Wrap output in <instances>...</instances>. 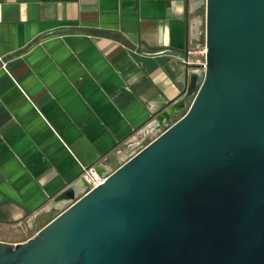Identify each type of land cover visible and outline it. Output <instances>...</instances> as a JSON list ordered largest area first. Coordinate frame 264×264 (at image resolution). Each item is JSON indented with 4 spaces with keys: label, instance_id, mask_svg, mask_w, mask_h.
I'll list each match as a JSON object with an SVG mask.
<instances>
[{
    "label": "crops",
    "instance_id": "0c3cea01",
    "mask_svg": "<svg viewBox=\"0 0 264 264\" xmlns=\"http://www.w3.org/2000/svg\"><path fill=\"white\" fill-rule=\"evenodd\" d=\"M195 16L188 0H0V242L34 237L87 193L84 168L112 173L159 132L191 83Z\"/></svg>",
    "mask_w": 264,
    "mask_h": 264
},
{
    "label": "water",
    "instance_id": "95a60500",
    "mask_svg": "<svg viewBox=\"0 0 264 264\" xmlns=\"http://www.w3.org/2000/svg\"><path fill=\"white\" fill-rule=\"evenodd\" d=\"M188 4L206 9L202 84L192 74L151 124L165 132L103 184L0 242V264H264V0Z\"/></svg>",
    "mask_w": 264,
    "mask_h": 264
},
{
    "label": "built area",
    "instance_id": "2783aa9c",
    "mask_svg": "<svg viewBox=\"0 0 264 264\" xmlns=\"http://www.w3.org/2000/svg\"><path fill=\"white\" fill-rule=\"evenodd\" d=\"M207 54H208V48L206 44V30L203 32V40L202 42L197 45L196 47H193L189 49L186 53L185 58L183 59L185 65L188 66L189 72L191 74H197L199 76V83L202 84L207 69H208V63H207ZM194 99V98H193ZM193 101V100H192ZM192 103V102H191ZM171 123H167L165 127L170 125ZM159 132L152 136L147 135L146 139L141 141L138 146H134V144H129L128 146L133 147L131 153L128 155V158H131L138 153H140L142 150H144L148 145H150L155 139H157L160 135H162L165 132V128L157 129ZM127 158V159H128ZM82 177L88 182V191L93 190L94 188L98 187L99 185L103 184L106 181V177H104L102 174H99L96 167H89L84 168V172L82 174Z\"/></svg>",
    "mask_w": 264,
    "mask_h": 264
},
{
    "label": "rangeland",
    "instance_id": "374dc122",
    "mask_svg": "<svg viewBox=\"0 0 264 264\" xmlns=\"http://www.w3.org/2000/svg\"><path fill=\"white\" fill-rule=\"evenodd\" d=\"M195 19L198 21V24L200 26V30L203 32L206 30V9L205 6L199 8L196 11Z\"/></svg>",
    "mask_w": 264,
    "mask_h": 264
}]
</instances>
